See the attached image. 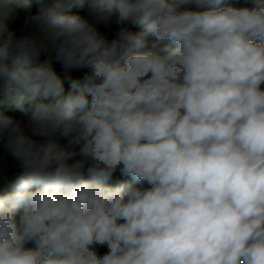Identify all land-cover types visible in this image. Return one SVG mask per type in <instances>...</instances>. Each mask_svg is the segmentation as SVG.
Wrapping results in <instances>:
<instances>
[{"label":"clouds","instance_id":"9594fccd","mask_svg":"<svg viewBox=\"0 0 264 264\" xmlns=\"http://www.w3.org/2000/svg\"><path fill=\"white\" fill-rule=\"evenodd\" d=\"M248 2L0 0V85L28 117L0 112V264H264V0Z\"/></svg>","mask_w":264,"mask_h":264},{"label":"trees","instance_id":"16d2710c","mask_svg":"<svg viewBox=\"0 0 264 264\" xmlns=\"http://www.w3.org/2000/svg\"><path fill=\"white\" fill-rule=\"evenodd\" d=\"M234 6L236 7H243V6H250L248 0H235V3H234ZM186 7H189V8H194L195 6L192 5V4H189V5H186ZM37 8L38 6L33 3V6H32V9L31 11L33 12V14H35V12L37 11ZM19 11H24L25 13V10L23 9H20ZM76 13H79L81 14L85 19H87L90 23H94V14L91 13V11H83V10H80V9H73V14H76ZM19 26V25H18ZM10 27L13 28L15 31H17V35L19 34L18 32V27L17 25L15 24H12L10 22ZM99 27V26H98ZM115 24H112V26L110 28H103V27H100V30L103 32V33H107L110 37V39L115 35V33H113ZM22 28V27H21ZM21 28L19 26V29L21 31ZM134 31H139V29H133ZM22 35H27V34H24L22 32ZM46 59L45 56H42L40 58V61L39 62H43V60ZM53 68L57 71V73L59 75H61L63 77L64 73L63 71L60 69V66L59 64L57 63H53ZM72 75L74 77H79L80 75H82L81 72H73ZM66 89H67V83H66ZM47 102V101H46ZM0 112H3L4 114H8V115H12L13 117H15L16 119L22 121L23 123H26L27 122V119L28 117L25 116L24 114L20 113L18 110L15 109V106H14V101L13 99L9 96V94L7 93V91L4 89L3 85H0ZM2 151V150H1ZM0 151V155L3 154V151L1 152ZM7 175H11L12 173V167L7 165ZM125 178H121L119 176V174H115L112 181H110V185L111 186H115L118 182H121L122 180H124ZM127 182H130L127 181Z\"/></svg>","mask_w":264,"mask_h":264},{"label":"rangeland","instance_id":"374dc122","mask_svg":"<svg viewBox=\"0 0 264 264\" xmlns=\"http://www.w3.org/2000/svg\"><path fill=\"white\" fill-rule=\"evenodd\" d=\"M25 14L26 13H24V11H19V15H18V18L14 21V22H11L12 24H16L17 25V27H18V32H19V34H18V36H22V32L24 33V34H30V29H24V27H23V25H24V18H25ZM20 26V28H21V31H20V29H19V26ZM114 29H116V27H114ZM115 31L116 30H114L113 31V33H115ZM17 32V31H16ZM105 35H107L108 37H109V35L107 34V33H104ZM110 38V37H109ZM3 151V149H2V147H0V151ZM1 151V152H2ZM7 165H9V166H11L12 168V173H11V175H9V177L11 178L17 171H18V169L16 168V165L14 164V162L12 161V159H11V157H9L8 159H7ZM29 246H31V245H29ZM104 251V249H101V252H103Z\"/></svg>","mask_w":264,"mask_h":264}]
</instances>
